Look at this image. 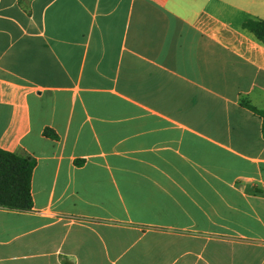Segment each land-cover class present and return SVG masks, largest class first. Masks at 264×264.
Returning <instances> with one entry per match:
<instances>
[{"label":"crops","instance_id":"obj_1","mask_svg":"<svg viewBox=\"0 0 264 264\" xmlns=\"http://www.w3.org/2000/svg\"><path fill=\"white\" fill-rule=\"evenodd\" d=\"M246 19L264 0H0V148L36 159L0 264H264Z\"/></svg>","mask_w":264,"mask_h":264},{"label":"trees","instance_id":"obj_2","mask_svg":"<svg viewBox=\"0 0 264 264\" xmlns=\"http://www.w3.org/2000/svg\"><path fill=\"white\" fill-rule=\"evenodd\" d=\"M243 26L264 43L263 19H246ZM244 104L261 117V130L264 137V110L257 109L248 102H244ZM44 133L50 137H56V134L49 128H46ZM35 164V157L23 150L11 152L0 148L1 207L19 211H27L32 208L30 184Z\"/></svg>","mask_w":264,"mask_h":264}]
</instances>
